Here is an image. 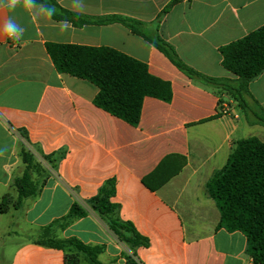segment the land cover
<instances>
[{
    "label": "crops",
    "instance_id": "obj_1",
    "mask_svg": "<svg viewBox=\"0 0 264 264\" xmlns=\"http://www.w3.org/2000/svg\"><path fill=\"white\" fill-rule=\"evenodd\" d=\"M171 1L58 3L92 18L138 21L139 30L162 37L196 71L234 79L222 65L221 48L264 26V0H180L158 21ZM9 16L24 34L13 41L0 31V203L8 197L11 204L9 212L0 214V222L5 221L0 236L27 237L12 243L10 264H64L65 251L39 245L36 237L65 217L74 203L88 215L56 230L55 236L104 247L99 256L104 264H125L127 256L141 264H252L245 234L218 228L221 215L206 185L227 164L237 141L256 137L264 142V127L249 125L229 95L188 79L150 42L120 23L75 27L47 17L39 7L14 12L0 7V29ZM48 43L124 53L170 82L173 99L145 98L140 123L133 127L95 106L96 85L58 72ZM249 89L264 109V72ZM24 149L43 161L47 174L40 195L17 209L13 181L24 173ZM53 154L62 156L56 169L42 158ZM165 159L167 171L181 170L153 192L143 179ZM109 179L116 180L112 201L120 205L121 220L131 222L149 240L148 247L132 249L119 241L90 209L89 200Z\"/></svg>",
    "mask_w": 264,
    "mask_h": 264
},
{
    "label": "trees",
    "instance_id": "obj_2",
    "mask_svg": "<svg viewBox=\"0 0 264 264\" xmlns=\"http://www.w3.org/2000/svg\"><path fill=\"white\" fill-rule=\"evenodd\" d=\"M179 1H171L158 16V21ZM35 3L43 5L45 9L53 6V20L69 22L75 27L87 24H122L150 42L188 79L229 95L237 103L249 125L264 127V109L249 89L250 83L264 72V26L221 48L222 65L233 74L234 79L215 78L188 66L175 48L159 35L151 37L144 34L139 30L142 23L138 21L122 16L88 17L63 8L58 0H35ZM46 48L58 72L87 80L99 88L94 100L95 106L133 127L140 123L145 98L151 97L166 103L173 99L170 82L151 74L144 62L115 49L57 43H48ZM61 157L56 154L42 155L43 160L53 169H56ZM166 161L162 160L143 179V184L153 192L181 170L180 167L172 172L167 171ZM22 162L24 173L13 181V188L17 193L14 208L17 209L23 206L25 200L40 195L47 174L42 163L25 149L22 151ZM34 175L40 180L34 179ZM206 192L219 209L221 218L218 228L244 233L252 264H264V142L256 137L237 141L227 164L208 181ZM115 195L116 180L109 179L101 186L98 194L89 200L88 205L108 224L119 241L125 242L132 249L148 247L149 240L140 235L131 222L121 220L120 205L112 201ZM10 206V199L6 197L0 203V214L9 212ZM87 215L86 208L74 203L65 217L40 231L36 243L65 251L64 264H104L99 260L104 247L87 245L76 238L59 239L55 236L56 230L64 229ZM125 264L141 263L134 257L127 256Z\"/></svg>",
    "mask_w": 264,
    "mask_h": 264
},
{
    "label": "clouds",
    "instance_id": "obj_3",
    "mask_svg": "<svg viewBox=\"0 0 264 264\" xmlns=\"http://www.w3.org/2000/svg\"><path fill=\"white\" fill-rule=\"evenodd\" d=\"M0 7L6 8L9 12H14L18 7H23L27 11H32L33 9L39 7L40 13L49 18L55 12V8L53 6L45 9L43 5L38 6L35 3V0H0ZM0 31H2L8 39L13 41H19L24 34V28L17 23L15 17L13 16L8 17Z\"/></svg>",
    "mask_w": 264,
    "mask_h": 264
},
{
    "label": "rangeland",
    "instance_id": "obj_4",
    "mask_svg": "<svg viewBox=\"0 0 264 264\" xmlns=\"http://www.w3.org/2000/svg\"><path fill=\"white\" fill-rule=\"evenodd\" d=\"M203 85V84H202ZM43 164V161H41ZM42 180V179H41ZM5 222V221H4ZM4 222H0V225L2 228L4 227ZM9 222V221H6ZM2 223V224H1ZM16 227H12V231H14ZM11 231V232H12ZM27 238L25 235L23 236H17L13 233L11 234H5L4 236H0V264H10L11 254H12V243L15 240H25Z\"/></svg>",
    "mask_w": 264,
    "mask_h": 264
}]
</instances>
